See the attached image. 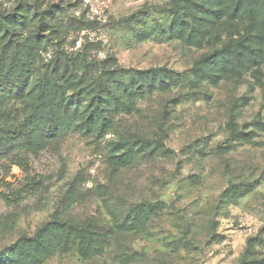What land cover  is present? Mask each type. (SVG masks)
Wrapping results in <instances>:
<instances>
[{
	"label": "rangeland",
	"instance_id": "374dc122",
	"mask_svg": "<svg viewBox=\"0 0 264 264\" xmlns=\"http://www.w3.org/2000/svg\"><path fill=\"white\" fill-rule=\"evenodd\" d=\"M9 145L0 264H264V0H0Z\"/></svg>",
	"mask_w": 264,
	"mask_h": 264
},
{
	"label": "trees",
	"instance_id": "16d2710c",
	"mask_svg": "<svg viewBox=\"0 0 264 264\" xmlns=\"http://www.w3.org/2000/svg\"><path fill=\"white\" fill-rule=\"evenodd\" d=\"M236 54H237V58H239L240 52L238 50H231V54H229V57H232L233 59H235ZM150 72L151 71L144 72L143 74L147 75ZM133 87L131 86L130 88H133ZM106 96L108 97V99H106L104 101L97 99L98 105L96 108V112L93 110V112L90 114V116L85 117V119L82 120V122L76 124L73 128H78L80 130H87L88 131L90 128L97 126L98 119H96L94 117H98L99 121L103 122L105 120V117L102 114L104 113L105 109H107V107L109 105V103H107V100L109 101V99H111V100L114 99V91L109 92L107 90ZM94 97H96V96H94ZM95 104H96V101L93 103V105L95 106ZM89 107H91V105H89ZM96 113H97V115H96ZM67 116H70V115H67ZM67 128H69V126L64 127V125H62V123L58 120L57 115L51 114V115H49L47 121L45 122L43 132L52 137V136H55L57 134L59 135L60 133L66 132ZM10 151H11L10 145L0 147V155H7L10 153ZM128 153H131V152L126 151V152L122 153L121 155H119L118 158L119 157H125L126 160H128ZM30 241H34V240H30ZM17 248H18V242L12 245L11 250L13 251L14 249H17Z\"/></svg>",
	"mask_w": 264,
	"mask_h": 264
}]
</instances>
